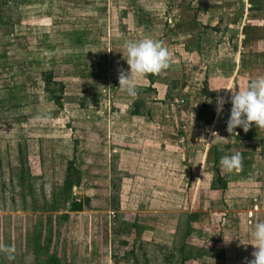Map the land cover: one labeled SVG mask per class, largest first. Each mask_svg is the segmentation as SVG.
Returning a JSON list of instances; mask_svg holds the SVG:
<instances>
[{"label":"rangeland","instance_id":"obj_1","mask_svg":"<svg viewBox=\"0 0 264 264\" xmlns=\"http://www.w3.org/2000/svg\"><path fill=\"white\" fill-rule=\"evenodd\" d=\"M144 38L170 66L130 97ZM258 77L264 0H0V264H248L264 128L226 131L228 89Z\"/></svg>","mask_w":264,"mask_h":264},{"label":"clouds","instance_id":"obj_2","mask_svg":"<svg viewBox=\"0 0 264 264\" xmlns=\"http://www.w3.org/2000/svg\"><path fill=\"white\" fill-rule=\"evenodd\" d=\"M126 51V63L128 70H120L119 87L130 97L137 96V84L134 76L146 74H160L170 66L171 54L162 42L152 38H144L137 41L126 40L123 44ZM231 90V109L227 120L226 131L232 135L237 133L235 129L241 128L247 132L253 124L258 128H264V77L250 80L246 87L240 90ZM224 97L217 98V113L223 111ZM242 152L236 151L232 155L221 158L220 164L226 173L242 168ZM252 240L254 246L252 259L248 264H264V221H257L252 228ZM233 238L225 240L230 242ZM0 251L11 253L13 249L6 245H0ZM11 258V256H9Z\"/></svg>","mask_w":264,"mask_h":264},{"label":"trees","instance_id":"obj_3","mask_svg":"<svg viewBox=\"0 0 264 264\" xmlns=\"http://www.w3.org/2000/svg\"><path fill=\"white\" fill-rule=\"evenodd\" d=\"M77 206H79V205H77Z\"/></svg>","mask_w":264,"mask_h":264}]
</instances>
